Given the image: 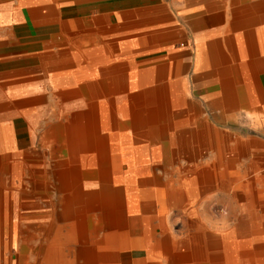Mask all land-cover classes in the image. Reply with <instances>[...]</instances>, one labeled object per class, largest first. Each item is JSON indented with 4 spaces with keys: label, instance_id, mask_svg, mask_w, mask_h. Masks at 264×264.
<instances>
[{
    "label": "rangeland",
    "instance_id": "obj_1",
    "mask_svg": "<svg viewBox=\"0 0 264 264\" xmlns=\"http://www.w3.org/2000/svg\"><path fill=\"white\" fill-rule=\"evenodd\" d=\"M212 3L215 8L225 9V23L230 30L223 29L218 39L208 41L212 45L221 43V55L229 58L227 64L202 62V52L207 51L209 43L200 44L197 38L192 43L191 30L183 26L157 29L171 33L175 28L177 37L169 38L167 43L150 44L153 40L149 38L148 44H131L136 59L131 60L132 70L137 67L155 72L152 69L164 65L165 77L152 85L165 89L170 107L166 105L168 112L164 113L162 103L156 104V122L160 119L157 127L167 130L160 135L162 139L157 135L161 130L152 123H127L117 125L115 130L108 125L109 154L113 152L108 158L112 167L109 184L119 193V201L111 199L116 202L111 204L110 211H105L113 216L110 220L105 217L110 227L89 229L87 238L80 240L81 233L74 226L77 219L86 215L96 226L101 211L91 205L93 209L86 212L83 202H74L73 215L63 214V199L68 195L72 198L75 193L62 187L60 175L68 154L61 149L55 152L57 137L50 126L62 121L69 102L61 101L56 90L51 107H44L42 102L36 104L42 111L39 117L38 111L32 109L23 115L29 122V130L25 124L20 148L17 146L15 155L5 160L3 166L0 164V264H264V109L258 105L259 102L264 105V101L255 102V107L242 102L229 104L222 99L221 91V81L228 73L241 74L237 66L240 60L231 56L227 37L237 35L246 42L252 38L248 31H252L255 40L262 41L264 35L256 29L263 25L264 0H212ZM232 9L239 11L233 13ZM156 10L163 18L157 23L174 21L183 25L180 10L172 8L169 12L160 3ZM244 20L243 23L247 20L253 23L250 27L231 28ZM200 31L194 29L191 35L198 36ZM258 46L262 53L258 56L262 58L264 45ZM119 48L110 44L112 52ZM249 58L256 57L250 54ZM83 74L91 72L85 69ZM168 81L177 82L179 88L174 93L166 84ZM150 83L153 82L148 86ZM142 86L133 87L132 93L144 89L145 85ZM259 86L264 93V82ZM115 94L116 98L121 95ZM245 94L248 97L249 93ZM188 114L210 126L205 124L204 140L188 141L189 152L175 151L177 143L172 137L174 130L170 129L178 126L180 133L186 130L189 125L182 126L177 121ZM166 115H175L177 119H167ZM119 120L123 122L126 118ZM46 121L50 122L44 124ZM128 127L138 136L130 148L129 140L120 135ZM198 127L202 131L204 124ZM83 158L75 157L74 162L79 189L98 186L101 183L98 167L82 165ZM190 164L197 165L194 173L187 170ZM124 187L131 193V199L140 201L138 207L132 202L131 213L125 210ZM78 191L79 197L75 199H88V192ZM139 194L152 198L143 203ZM100 246H106L105 254H100Z\"/></svg>",
    "mask_w": 264,
    "mask_h": 264
},
{
    "label": "crops",
    "instance_id": "obj_2",
    "mask_svg": "<svg viewBox=\"0 0 264 264\" xmlns=\"http://www.w3.org/2000/svg\"><path fill=\"white\" fill-rule=\"evenodd\" d=\"M158 3L165 5L169 12L172 8L180 10L182 17L180 21L183 25L175 24L174 21L157 23L163 20L156 10ZM232 10L233 13L239 11ZM253 20H247L246 23H243L246 20L236 22L231 28L236 30L250 27ZM149 21L153 22L150 26L147 24ZM225 21H227L225 9L213 7L212 0H0V111H5L0 113V164L2 163L3 166L5 160L8 161L9 157L15 155V149L19 147V141L23 138L25 124L29 130V122L23 115L32 109L34 112L38 111L39 117L42 111L36 104L42 102L44 107H51L52 94L57 90V94L62 98L61 101L69 102L68 113L62 117V121L51 124L50 129L63 146L69 141L77 143L76 146L73 143L71 148L73 153L77 157H85L82 165L98 167L101 177L98 186L79 189L77 166L73 165L74 160L70 163V166H73V172L68 178L72 185L70 190L73 193H77L78 190L82 193L88 192L89 196L107 190L110 199H119L117 188L109 184L112 167L108 158L113 152L109 154L108 125H112L114 130L117 125L127 126V123L131 125L152 123L158 128L160 119L156 122V104L162 103L164 113L168 109L166 105L169 106L168 98L164 96L165 89L152 85L165 77L167 70L165 71L164 65L152 69L155 72L151 70L147 72L145 71L147 69H137V67L132 70L131 60L135 57L133 58L131 44L147 43L149 38L153 40L150 44L167 43L169 38L177 37L175 28L171 33L157 29L180 26L191 30L189 37H192V43L196 38L200 44L209 43L210 39H218L221 30L226 28L227 31L230 30V25ZM262 23L263 25L256 29L260 35H264V21ZM147 27L153 29L147 31ZM194 29H200L201 33L192 36ZM154 33L156 35L152 36ZM252 33L248 31L252 38L246 42L238 39L237 35L233 38L227 37L226 42L231 56L240 60L237 66L241 72L236 75L231 71L225 80L221 81V91L224 92L222 99L229 104L242 102L246 106L255 107V102L264 101V93L259 91L261 89L259 85L264 82V57L258 56L262 54L258 45L260 43L264 45V38L257 42ZM143 37L146 39H141ZM217 43L208 44L207 53L202 52V60L206 62L209 60L215 66H221L224 62L227 64L229 58L221 55L223 52L221 43ZM110 44L118 45L119 51H110ZM250 54L256 58L250 59ZM171 55L175 56V54ZM85 69L91 74H83ZM150 81L153 83L148 86ZM176 83L166 82L172 93L179 88ZM142 85H145L144 89L132 93L133 87H143ZM116 92L121 94L118 98ZM245 92L249 93L248 97ZM181 98L179 97L180 100ZM258 105L259 108L264 109L263 104L259 102ZM78 107L81 109H77ZM110 117L114 120H110ZM120 117L126 120L122 122L119 120ZM166 118L177 119L175 115H166ZM197 118L188 114L183 119H179L177 124L189 125L181 133L178 126L170 129V131L174 130L172 137L177 143L174 150L189 152L190 139L204 140L206 136L202 133L204 131L205 134V124H209ZM49 122L46 121L44 124ZM197 123L204 124L202 131L198 125H195ZM158 130L161 132L157 135L162 139L160 135L167 130L163 128ZM186 132H190L191 135L184 134ZM121 133L124 139L129 140L128 148H130L138 136L130 127ZM82 139L86 141L87 149L81 148ZM100 142L104 150L98 147ZM141 142L137 143L140 150H142ZM127 167L128 165H123L124 169ZM196 168L197 165L190 164L187 170L194 173ZM13 170L15 171V168ZM114 171L113 168L112 172ZM192 178L191 183L194 185ZM127 193L129 192L124 187L125 210L131 213L132 202L138 207L137 203L140 201L131 199V193ZM140 198H143V203H147L145 199L152 197L140 195Z\"/></svg>",
    "mask_w": 264,
    "mask_h": 264
},
{
    "label": "bare ground",
    "instance_id": "obj_3",
    "mask_svg": "<svg viewBox=\"0 0 264 264\" xmlns=\"http://www.w3.org/2000/svg\"><path fill=\"white\" fill-rule=\"evenodd\" d=\"M263 2V1H262ZM264 9V8H263ZM202 62H203V60H202ZM164 67V66H163ZM122 104V103H121ZM118 107V106H117ZM92 109V108H91ZM68 123V122H67ZM75 123V122H74ZM72 125H74L73 123H72ZM71 125V126H72ZM70 129H72V128H70ZM76 132V130L74 131V133ZM72 134V133H71ZM67 135V134H66ZM75 135V134H74ZM71 136H73V134L71 135ZM56 137H57V135H56ZM69 137V136H68ZM68 137H67V139H68ZM76 136H74V138H75ZM73 138V137H72ZM73 143H74V141L72 142H68L67 143V145L66 146H63L61 143H60V140L58 139V137H57V143L55 144V146H54V150H55V152H56V150H58V151H60V149H61V152H67V154H68V157H67V162H66V166H65V168L66 169H64L63 170V172H61V179H62V187L64 188V189H72V185H71V183L68 181V178H69V175H70V173L71 172H73V168L72 167H70V163H72V161H74L75 160V157H77V155L75 154V153H73V150L71 149L72 147H73ZM75 144V143H74ZM77 144V143H76ZM76 144H75V146H76ZM82 144L85 146H83L85 149H87V143H86V141H84L83 139H82V141H81V145L80 146H82ZM96 145V144H95ZM83 147H81V148H83ZM98 147L100 148V150H104V148H103V144L100 142L99 143V145H98ZM62 148H64V149H62ZM83 148V149H84ZM74 150H76V149H74ZM80 160V159H79ZM74 164V163H73ZM76 191V190H75ZM86 191V190H85ZM108 194V191L106 190H102V192H100V193H97V194H91L89 197H88V199H75L76 197H79V195H78V193H75V194H73V197L71 198V196L70 195H68L67 197H66V199H63V201H62V207L64 208L63 210V214H67V217H69V215H73V212H72V209H73V204H74V202H75V204L76 203H82L84 206H85V209H86V212H89L91 209H93L92 207H91V205H93V206H95V207H97L100 211H101V218H100V222L99 223H97V225L96 226H93L92 224H91V222H89L88 221V217L85 215V217H79L78 219H77V221L75 222V229L77 228L78 229V233H81V235L79 236V239L81 240H83V238H87V236H88V234H90V232L88 233V231H90L89 229H95V228H100V227H106V226H108L109 225V223H107L105 220L106 219H112L113 218V216H111L110 214H108L107 215V213L105 214V211H107V210H109L110 211V209L113 207V206H111V204L113 205V203L114 202H116L115 200H111L110 198H109V194ZM86 197V196H85ZM73 199H75V201L73 200ZM111 201H112V203H111ZM118 201H119V199H118ZM117 201V203H119ZM120 201H121V199H120ZM120 204V203H119ZM121 206V205H120ZM116 208H117V206H116ZM117 210V209H116ZM107 215V216H106ZM105 217H106V219H105ZM113 225V224H112ZM108 227H110V226H108ZM108 230V229H107ZM110 240H111V237H110ZM103 244V243H102ZM108 244V243H107ZM107 247H109V246H107ZM105 248H106V246L105 247H103V246H100V254H105Z\"/></svg>",
    "mask_w": 264,
    "mask_h": 264
}]
</instances>
